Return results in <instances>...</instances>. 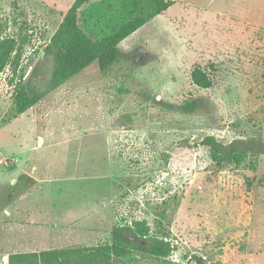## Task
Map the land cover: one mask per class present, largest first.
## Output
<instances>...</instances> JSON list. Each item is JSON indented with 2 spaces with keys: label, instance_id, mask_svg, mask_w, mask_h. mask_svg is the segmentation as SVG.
Instances as JSON below:
<instances>
[{
  "label": "rangeland",
  "instance_id": "1",
  "mask_svg": "<svg viewBox=\"0 0 264 264\" xmlns=\"http://www.w3.org/2000/svg\"><path fill=\"white\" fill-rule=\"evenodd\" d=\"M73 1L0 0V35L21 53L0 76V260L33 214L38 228L65 221V241L44 244L52 230H39L37 249L111 241L114 225L146 219L173 261L264 264V153L219 167L204 143L264 142V0H176L108 70L93 64L15 114L14 83L23 70L48 79L44 48ZM197 66L211 88L192 82Z\"/></svg>",
  "mask_w": 264,
  "mask_h": 264
},
{
  "label": "trees",
  "instance_id": "2",
  "mask_svg": "<svg viewBox=\"0 0 264 264\" xmlns=\"http://www.w3.org/2000/svg\"><path fill=\"white\" fill-rule=\"evenodd\" d=\"M175 3L176 0H74L44 48V57L52 59L50 76L38 85L25 77L24 70L21 72V78L14 83V113L23 114L93 64H98L101 71L108 70L120 59V43ZM19 47L16 38L0 35V76L7 67L15 73L21 68ZM191 79L201 88L213 86L212 77L199 66L192 70ZM186 103L192 109L198 105L195 100ZM204 143L219 167L242 165L251 156L264 153V142L256 138L224 143L209 135ZM250 163L255 167L254 162ZM48 236L47 243L65 241V221L54 225ZM174 250L170 240L151 234L146 219H137L131 225H114L111 241L11 252L0 264H114L117 258L137 254L151 255L164 264H204L203 258L196 255L192 256L194 263L173 261L170 256Z\"/></svg>",
  "mask_w": 264,
  "mask_h": 264
},
{
  "label": "crops",
  "instance_id": "3",
  "mask_svg": "<svg viewBox=\"0 0 264 264\" xmlns=\"http://www.w3.org/2000/svg\"><path fill=\"white\" fill-rule=\"evenodd\" d=\"M35 202V201H34ZM32 204V203H31ZM31 204H28L29 206H32ZM35 204V205H34ZM38 203H33L34 206H36ZM47 211V210H46ZM33 214L30 215V219L27 221H23V223L18 227L16 226V238L14 241V246L17 247V249L9 252H5L3 259L0 260L3 261L6 259L7 254L11 252H25V251H32V250H37V246L39 245L37 241V232L39 230H47L50 229L53 231L54 227L51 225L53 219H51L49 222V228L45 225H40L38 228L36 224H34V220L32 219ZM45 222V221H44ZM47 222V221H46ZM1 227V225H0ZM49 236L43 235L44 241L43 243H47L45 240L48 239ZM41 244V243H40ZM2 252V242H1V232H0V254Z\"/></svg>",
  "mask_w": 264,
  "mask_h": 264
}]
</instances>
